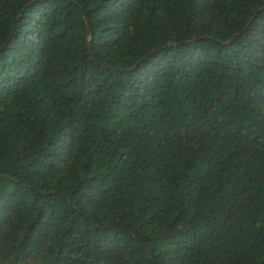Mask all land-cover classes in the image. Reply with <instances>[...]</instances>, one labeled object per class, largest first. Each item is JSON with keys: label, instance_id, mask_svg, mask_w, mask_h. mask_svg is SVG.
<instances>
[{"label": "trees", "instance_id": "16d2710c", "mask_svg": "<svg viewBox=\"0 0 264 264\" xmlns=\"http://www.w3.org/2000/svg\"><path fill=\"white\" fill-rule=\"evenodd\" d=\"M0 264H264V0H0Z\"/></svg>", "mask_w": 264, "mask_h": 264}, {"label": "water", "instance_id": "95a60500", "mask_svg": "<svg viewBox=\"0 0 264 264\" xmlns=\"http://www.w3.org/2000/svg\"><path fill=\"white\" fill-rule=\"evenodd\" d=\"M30 3H32V2H30ZM30 3L29 4H27L25 7H24V9L28 6V5H30ZM23 12V10L21 11V13ZM86 25H87V21H86ZM87 31L89 32V27H88V25H87ZM234 39V36L232 37V38H230V40L228 41V42H230V41H232ZM88 41L90 42V36L88 37ZM107 68H110L109 66H106ZM114 70H119L118 68H116V69H114Z\"/></svg>", "mask_w": 264, "mask_h": 264}]
</instances>
